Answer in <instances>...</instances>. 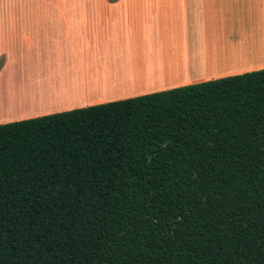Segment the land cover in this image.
Wrapping results in <instances>:
<instances>
[{"label":"trees","instance_id":"16d2710c","mask_svg":"<svg viewBox=\"0 0 264 264\" xmlns=\"http://www.w3.org/2000/svg\"><path fill=\"white\" fill-rule=\"evenodd\" d=\"M0 264H264V68L0 123Z\"/></svg>","mask_w":264,"mask_h":264},{"label":"crops","instance_id":"0c3cea01","mask_svg":"<svg viewBox=\"0 0 264 264\" xmlns=\"http://www.w3.org/2000/svg\"><path fill=\"white\" fill-rule=\"evenodd\" d=\"M0 59V123L243 73L264 0H0Z\"/></svg>","mask_w":264,"mask_h":264},{"label":"rangeland","instance_id":"374dc122","mask_svg":"<svg viewBox=\"0 0 264 264\" xmlns=\"http://www.w3.org/2000/svg\"><path fill=\"white\" fill-rule=\"evenodd\" d=\"M0 63H1V59H0Z\"/></svg>","mask_w":264,"mask_h":264},{"label":"bare ground","instance_id":"6f19581e","mask_svg":"<svg viewBox=\"0 0 264 264\" xmlns=\"http://www.w3.org/2000/svg\"><path fill=\"white\" fill-rule=\"evenodd\" d=\"M145 64V63H144Z\"/></svg>","mask_w":264,"mask_h":264}]
</instances>
